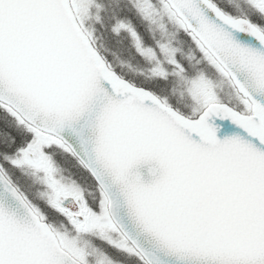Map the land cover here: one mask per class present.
<instances>
[{"label": "snow or ice", "instance_id": "snow-or-ice-1", "mask_svg": "<svg viewBox=\"0 0 264 264\" xmlns=\"http://www.w3.org/2000/svg\"><path fill=\"white\" fill-rule=\"evenodd\" d=\"M0 264H264V0H0Z\"/></svg>", "mask_w": 264, "mask_h": 264}, {"label": "water", "instance_id": "water-1", "mask_svg": "<svg viewBox=\"0 0 264 264\" xmlns=\"http://www.w3.org/2000/svg\"><path fill=\"white\" fill-rule=\"evenodd\" d=\"M151 167V165H140L137 168L133 169L134 172H138L141 176V178L145 181L148 182L149 180L152 179V176L149 175L148 169Z\"/></svg>", "mask_w": 264, "mask_h": 264}]
</instances>
